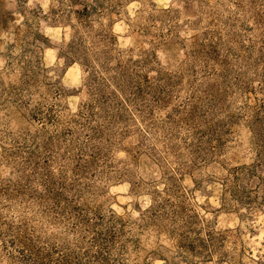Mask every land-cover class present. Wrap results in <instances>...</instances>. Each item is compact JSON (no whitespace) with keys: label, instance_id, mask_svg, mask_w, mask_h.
Instances as JSON below:
<instances>
[{"label":"rangeland","instance_id":"rangeland-1","mask_svg":"<svg viewBox=\"0 0 264 264\" xmlns=\"http://www.w3.org/2000/svg\"><path fill=\"white\" fill-rule=\"evenodd\" d=\"M83 3L0 0V264H264V0Z\"/></svg>","mask_w":264,"mask_h":264},{"label":"trees","instance_id":"trees-1","mask_svg":"<svg viewBox=\"0 0 264 264\" xmlns=\"http://www.w3.org/2000/svg\"><path fill=\"white\" fill-rule=\"evenodd\" d=\"M75 2H78L79 4L81 5H84L83 1L84 0H73ZM74 12L76 13V16H77V19L79 21H85L86 20V6H83V8L81 9H76L74 10ZM33 36H34V43H37V42H43V43H46L47 41V38L43 36L42 33H40L39 31H34L33 32Z\"/></svg>","mask_w":264,"mask_h":264}]
</instances>
